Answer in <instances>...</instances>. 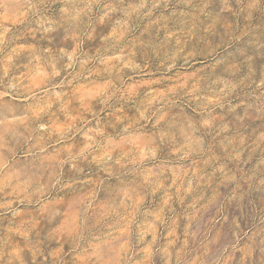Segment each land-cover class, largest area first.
<instances>
[{
	"label": "clouds",
	"instance_id": "obj_1",
	"mask_svg": "<svg viewBox=\"0 0 264 264\" xmlns=\"http://www.w3.org/2000/svg\"><path fill=\"white\" fill-rule=\"evenodd\" d=\"M0 264H264V0H0Z\"/></svg>",
	"mask_w": 264,
	"mask_h": 264
}]
</instances>
